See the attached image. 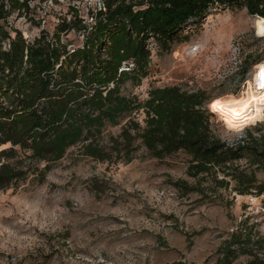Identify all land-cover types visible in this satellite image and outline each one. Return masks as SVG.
<instances>
[{
    "label": "trees",
    "instance_id": "16d2710c",
    "mask_svg": "<svg viewBox=\"0 0 264 264\" xmlns=\"http://www.w3.org/2000/svg\"><path fill=\"white\" fill-rule=\"evenodd\" d=\"M89 29L79 11L44 17L30 0H0V190L43 183L70 148L117 165L144 151L164 159L183 154L182 196L230 207L236 195H264V121L225 138L204 89L151 87L145 98L124 92L151 72L153 43L169 51L191 22L214 9L264 18V0H105ZM67 14L71 18H67ZM24 18L33 36L16 26ZM50 18L52 30L41 27ZM74 32L75 44L66 36ZM264 52V48H263ZM262 62L254 53L241 64ZM119 127L117 134H106ZM233 196V198H231ZM215 264H264V232L242 218L215 253Z\"/></svg>",
    "mask_w": 264,
    "mask_h": 264
},
{
    "label": "rangeland",
    "instance_id": "374dc122",
    "mask_svg": "<svg viewBox=\"0 0 264 264\" xmlns=\"http://www.w3.org/2000/svg\"><path fill=\"white\" fill-rule=\"evenodd\" d=\"M209 15L184 28L169 51L153 43L150 75L123 90L140 98L167 85L207 90L217 129L233 139L264 119L236 129L213 103L256 86L257 64L244 76L241 64L249 53L264 62V36L246 10ZM15 24L29 35L39 30L24 18ZM66 39L81 40L74 32ZM186 167L183 154L161 160L141 151L129 163L109 165L70 148L43 183L0 190V264H215L217 248L242 218L253 216L264 232V195H236L230 207L200 203L174 186L192 182Z\"/></svg>",
    "mask_w": 264,
    "mask_h": 264
},
{
    "label": "bare ground",
    "instance_id": "6f19581e",
    "mask_svg": "<svg viewBox=\"0 0 264 264\" xmlns=\"http://www.w3.org/2000/svg\"><path fill=\"white\" fill-rule=\"evenodd\" d=\"M211 14L209 15V18ZM255 29L259 36H264V18L255 17ZM255 83H249L248 89L240 96L221 97L214 101L213 109L224 117L233 128L240 129L264 119V88L259 87L262 81L259 73L264 62L256 65ZM255 122V123H252ZM242 196V195H240Z\"/></svg>",
    "mask_w": 264,
    "mask_h": 264
},
{
    "label": "built area",
    "instance_id": "2783aa9c",
    "mask_svg": "<svg viewBox=\"0 0 264 264\" xmlns=\"http://www.w3.org/2000/svg\"><path fill=\"white\" fill-rule=\"evenodd\" d=\"M30 4L36 6L43 17L48 13L66 14L68 9L79 11L83 22L88 25L89 29L95 22L96 13L107 9L105 0H30ZM67 18L70 19L71 15L67 14ZM45 25L46 20L43 19L41 27ZM28 36L31 37L33 34Z\"/></svg>",
    "mask_w": 264,
    "mask_h": 264
},
{
    "label": "snow or ice",
    "instance_id": "6c2138e0",
    "mask_svg": "<svg viewBox=\"0 0 264 264\" xmlns=\"http://www.w3.org/2000/svg\"><path fill=\"white\" fill-rule=\"evenodd\" d=\"M259 75H260L262 81H264V67H262L261 72L259 73ZM259 87L264 88V82H261L259 84ZM261 99H264V97H261Z\"/></svg>",
    "mask_w": 264,
    "mask_h": 264
}]
</instances>
